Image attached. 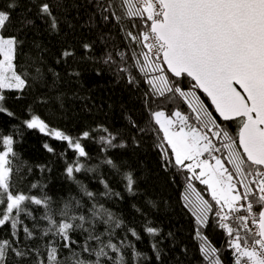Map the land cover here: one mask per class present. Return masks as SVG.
Returning a JSON list of instances; mask_svg holds the SVG:
<instances>
[{
	"label": "snow or ice",
	"instance_id": "snow-or-ice-1",
	"mask_svg": "<svg viewBox=\"0 0 264 264\" xmlns=\"http://www.w3.org/2000/svg\"><path fill=\"white\" fill-rule=\"evenodd\" d=\"M29 2L26 12L34 9L35 19L59 34L62 17L54 10L65 9L67 0ZM18 4L19 0H0V116L9 120L18 118L7 107V94L20 99L32 86L27 71L18 70L23 41L11 27ZM87 4L93 8L90 26L99 23L120 36L119 45L106 51L101 62L137 94L140 118H127L126 136L98 125L79 137L50 128L38 114L23 120L24 128L66 143L75 158L66 162L64 173L78 184L90 206L70 198L63 207L53 208L46 185L31 183L27 191L20 189L14 164L19 158L17 141L0 132V264H136L142 254L127 234L117 233L123 221L97 199L120 193L103 178L99 183L104 191H90L76 174L96 171L98 166L83 162L91 157L82 143L95 140L106 154L102 163L121 177L127 193L137 195L136 174L122 171L124 166L107 153L128 147V141L139 147L145 139L152 141L171 182L179 184L183 177L181 199L194 219L200 264H224L222 249L205 234L210 224L224 235L223 250L230 253L231 264H264V0H87ZM35 19L25 15L21 30L34 26ZM100 40L107 48L111 36L101 33ZM94 43L81 44L80 60L96 59ZM77 59L68 47L57 63ZM95 71L101 74V69ZM36 72L37 78L42 76L39 68ZM68 75L78 78L80 73L73 70ZM97 131L102 135L94 137ZM43 147L56 151L47 143ZM194 182L203 189L197 191ZM101 224L102 230L97 227ZM143 231L151 237L160 233L146 219ZM77 233L83 236L82 243L75 238ZM127 233L141 238L134 228H127ZM151 247L159 259L157 243Z\"/></svg>",
	"mask_w": 264,
	"mask_h": 264
},
{
	"label": "trees",
	"instance_id": "trees-1",
	"mask_svg": "<svg viewBox=\"0 0 264 264\" xmlns=\"http://www.w3.org/2000/svg\"><path fill=\"white\" fill-rule=\"evenodd\" d=\"M29 7V0H19L12 15L14 24L11 27L23 41L18 54V70L27 71L32 86L20 99L16 98L15 93L7 94V107L16 113L18 119L9 120L0 116V132L12 134L17 141L15 148L19 158L14 164L18 169L16 180L20 189L27 191L31 183L46 185L44 191L52 198L53 208L63 207V203L70 198L79 199L90 206L78 184L64 173L66 162L70 163L75 158L66 143L38 130L26 129L22 122L34 113L40 115L50 128L61 130L72 137H79L82 131H91L98 125L114 132L118 130L126 136L127 118L132 116L139 119L141 115L138 96L123 81H117L108 71V66L101 62L106 51L114 50V44L119 45L120 36L115 30L110 31L99 23L89 25V15L93 8L87 4V0H67L65 9L54 10L62 17L59 34L50 33L44 22L35 19L34 9L32 13H27ZM25 15L35 19V25L21 30L19 22ZM101 33L106 37L111 36V40H106L107 48L105 42L100 40ZM86 41L95 42L92 53L95 60L79 59L84 55L81 44ZM68 47L75 51L78 59L69 60L67 64L63 61L57 63L62 50ZM37 68L42 73L39 78ZM96 69H101L100 75H96ZM73 70L80 73L78 78L68 75ZM99 135L102 133L93 132L94 137ZM45 143L52 146L55 153L46 151L43 147ZM82 143L91 157L83 162L87 166L98 167L95 172L77 173L76 179L90 191L99 194L104 191L99 183L100 178H103L115 192L120 193V197L98 195L97 199L123 221L124 227L117 229V233L121 237L127 234L136 250L142 254L136 264H200L197 242L193 239L194 219L183 207L184 201L181 199L184 194L181 186L184 183L183 177L179 178V184L171 182L170 174L160 167L152 141L142 140L139 147L128 141V147L112 149L107 153L124 166L122 171L130 169L136 174L138 187L135 196L127 193L121 177L102 163L106 154L100 151L101 145L95 140ZM194 184L197 191L203 189L198 182ZM35 214L39 216L41 212ZM145 219L160 230L158 236L151 237L143 231ZM25 222L29 226L32 224L31 220L26 219ZM97 227L102 230L105 226L101 224ZM127 228L136 229L141 238L136 240L127 233ZM205 234L216 247L222 249L224 264H231L230 253L223 250L225 238L222 232L210 224ZM75 238L83 242V236L79 233L75 234ZM152 243L158 245L159 259L151 247Z\"/></svg>",
	"mask_w": 264,
	"mask_h": 264
}]
</instances>
